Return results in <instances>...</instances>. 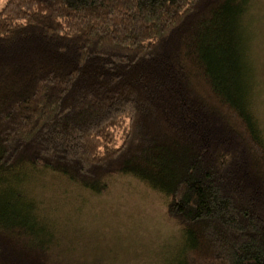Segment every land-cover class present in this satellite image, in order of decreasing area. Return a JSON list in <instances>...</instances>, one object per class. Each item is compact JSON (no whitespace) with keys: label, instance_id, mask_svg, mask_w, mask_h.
I'll list each match as a JSON object with an SVG mask.
<instances>
[{"label":"trees","instance_id":"1","mask_svg":"<svg viewBox=\"0 0 264 264\" xmlns=\"http://www.w3.org/2000/svg\"><path fill=\"white\" fill-rule=\"evenodd\" d=\"M254 5L5 0L0 264H78L68 224L28 187L42 171L93 194L117 175L159 193L178 226L168 264H264Z\"/></svg>","mask_w":264,"mask_h":264},{"label":"rangeland","instance_id":"2","mask_svg":"<svg viewBox=\"0 0 264 264\" xmlns=\"http://www.w3.org/2000/svg\"><path fill=\"white\" fill-rule=\"evenodd\" d=\"M4 2L0 0V7ZM254 4L253 53L264 120V0ZM28 187L68 224V234L74 235L71 249L76 247L68 258L78 264H93L95 258L103 264H168L174 253L178 226L167 215L164 199L133 177L113 176L104 192L93 194L56 173L42 171Z\"/></svg>","mask_w":264,"mask_h":264}]
</instances>
